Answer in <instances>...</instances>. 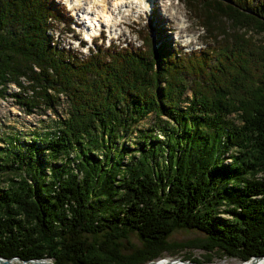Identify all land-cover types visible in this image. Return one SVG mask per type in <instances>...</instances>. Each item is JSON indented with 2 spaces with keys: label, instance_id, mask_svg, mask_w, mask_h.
Here are the masks:
<instances>
[{
  "label": "trees",
  "instance_id": "obj_1",
  "mask_svg": "<svg viewBox=\"0 0 264 264\" xmlns=\"http://www.w3.org/2000/svg\"><path fill=\"white\" fill-rule=\"evenodd\" d=\"M185 1L204 48L154 47L138 30L137 48L80 59L46 34L50 19L69 26L56 2L0 0V87L16 86L10 95L26 113L65 116L41 147L0 150V172L11 175L0 186L1 259L144 264L177 229L203 234L193 243L207 263L264 256V0ZM148 114L157 133L148 128L125 162L106 154L108 137ZM117 223L146 246L122 254L82 236L118 237Z\"/></svg>",
  "mask_w": 264,
  "mask_h": 264
},
{
  "label": "rangeland",
  "instance_id": "obj_2",
  "mask_svg": "<svg viewBox=\"0 0 264 264\" xmlns=\"http://www.w3.org/2000/svg\"><path fill=\"white\" fill-rule=\"evenodd\" d=\"M53 1L56 2L58 6H61L60 4L64 3V0ZM131 1H133L134 3H143L145 4V6L147 5V8L144 12L145 15L142 14L141 5L138 4H135V6H133L134 9L132 10L131 14L128 13L127 15H125V12H121L122 16L124 15V19H122L120 25L114 28L118 31V33L114 37L112 36V34H109L108 37L107 31H104L101 35H95L93 42L90 43V46L88 48L85 47V38L82 37V32H85L84 24H82V22L80 21L79 22L82 26L76 28L73 25L69 24V26H67L68 29H66L63 24H56L55 27V21H52L50 19L48 21L49 28L46 31V34L52 36L53 42L54 40L56 41V47L59 50L62 49L66 52L67 50H70L71 52L76 53L80 59L82 57L85 58L88 52L91 50H95L97 48H99L100 50H104L108 47V45L111 46L112 44L113 46H116L118 48H137L140 45V41L136 36L138 30L146 31L150 34L149 38L151 39L152 45H154V47H157L158 45H164L166 48L167 46H169L171 50L174 49L176 51H182L184 53L192 49L204 48L205 42L202 39V36L204 34L199 31V21L196 19L195 13L190 9V7L187 6L185 0H173L172 6L167 5L168 12L163 11L161 8L163 4L165 5L166 0H157L158 4L152 7L149 5L150 0H145L146 2L144 0ZM149 6L150 9L148 8ZM177 8H180V12H182V14L186 16V18L183 19V16L181 15L179 17L180 20L187 21L184 25L188 30H184L181 35H178V27H180L181 25L180 22L176 20V16L172 19L169 18V13H174ZM62 10L65 17H72L73 15H75L73 12L72 15V13H67L64 9ZM138 14L140 15L139 17ZM105 37H108L111 41L105 39ZM258 40L262 42H259ZM258 40L257 41L262 46H264V36L259 37ZM80 42L82 46L80 45ZM20 82L22 84L24 83L22 79H20ZM1 88L3 90V94L0 97V150L7 149L8 145L12 152H18L17 149L19 148L24 149V151L27 152L30 144H34V147H41L40 144L44 143V139L47 138L46 136L49 135L52 130L54 131L57 126H59V123L65 116L56 117L54 113L48 111V109L41 110L40 106H37V108H33V111H31V113H26L23 108H20L16 104H14L13 101L16 100V98H13L12 95H10L19 94V89L16 86L12 85V83H9L7 86L4 85L0 87V90ZM29 94L30 92H28V95ZM189 95L190 91L185 93V97H187V99L190 98ZM58 98L62 100L65 99L64 95H59ZM60 104L61 103H58L56 107H58ZM181 106L183 108L186 106V104H181ZM57 112L58 114L63 113L61 109L57 110ZM164 118L165 117H162L161 119L163 120ZM154 120L155 119L153 117V114H148L144 119L138 120V123L130 124V132L126 133L125 135L123 134L121 136H118V138L116 139L114 137H108L107 140H109L110 143H107L110 144V147H108L109 151H106V154L112 157H115L116 155H124V158L122 157V160L123 162L127 161L126 159L134 151L135 147L133 143H136L137 141L139 142L141 140L140 136L146 133V130L154 125ZM114 129L117 130V128ZM154 129L156 128L154 127ZM157 132L158 129H156V131L153 132L152 135ZM118 135H120V133ZM159 139H162V136H160ZM111 144L115 145L114 147H123L125 152H118L116 150L117 148H112ZM71 155L73 154L71 153ZM3 157V154L0 152V158ZM70 157L72 158L73 156ZM58 159L60 158L50 159L46 157L45 163L54 162L53 164H58L60 162V160ZM228 162L229 161L227 159H224L223 164H228ZM46 173H48L47 170H45L44 174L46 175ZM8 178H11L9 172H0V186H4ZM82 236L88 238L89 240H100L101 237H104L102 233L95 236H92L91 234H83ZM202 236V233L192 229H177L173 231L172 234L168 235L165 241L169 248L165 249L164 252L162 251V256L155 261L178 259L179 261L177 262H188L189 264H243L242 262H239L233 258H219L218 256L212 254L209 256L211 259L210 262H205V252L202 249H199L197 246H195L196 244L194 245L193 243V241L201 239ZM134 251L136 252L135 248ZM13 263H16V261Z\"/></svg>",
  "mask_w": 264,
  "mask_h": 264
},
{
  "label": "bare ground",
  "instance_id": "obj_3",
  "mask_svg": "<svg viewBox=\"0 0 264 264\" xmlns=\"http://www.w3.org/2000/svg\"><path fill=\"white\" fill-rule=\"evenodd\" d=\"M150 2L153 6H156V4H158L157 0H150ZM65 3L64 4L66 8L75 14L73 15L72 13L75 19L80 22L83 21L82 24H84L85 32H82V37L85 38V40L87 41L90 40L92 35H94L95 33H98V31H100L102 27L105 31H107L108 37H109V34L110 35L112 34V36L114 37L118 33V31L114 28L120 25V23L122 22V19H124V15L122 16L121 12H125V15H127L128 13L131 14L132 10L134 9L133 6H135V4H138V5H141V12L143 15H145L144 12H145V9L147 8V5L145 6V4L143 3H134L131 0H113V1L111 0H67L65 1ZM167 5L172 6L171 0H166L165 5L163 4L161 7L162 10L165 12L166 11L168 12ZM67 6L71 8L72 10L69 9ZM174 13L170 12L169 18L172 19L176 16L175 17L176 20H178L181 25L180 27H178V35H181L184 32V30L186 31L188 29L184 25L187 21L180 20L179 17L182 15L183 19H185L186 16L183 15L182 12H180V8H177ZM149 264H189V263L188 262H177V260L166 259V260H160L155 263H149ZM243 264H264V259L252 258L249 262L247 261V262H244Z\"/></svg>",
  "mask_w": 264,
  "mask_h": 264
},
{
  "label": "flooded vegetation",
  "instance_id": "obj_4",
  "mask_svg": "<svg viewBox=\"0 0 264 264\" xmlns=\"http://www.w3.org/2000/svg\"><path fill=\"white\" fill-rule=\"evenodd\" d=\"M114 215L112 214H109L107 216V220L105 222L102 223V225H107L109 226L110 225V221L108 218H113ZM118 217H123L121 214L118 216ZM113 223V222H112ZM117 229H120V235L118 237H113V236H110L108 235V233L106 231H103V232H100L104 235V237H101L100 240H90L92 243H97L99 245H104L103 247H112L114 249H118L120 250V252L122 254H131L134 251V248L135 250L137 249H142L146 246V242H148V238H143V237H140L138 232L134 230H125L124 228H121L123 226H121L120 223H117ZM119 226V227H118ZM115 227L114 226V223L113 225L110 227V228H113ZM109 229V228H108ZM99 233V234H100ZM97 235V234H96ZM129 237V238H128Z\"/></svg>",
  "mask_w": 264,
  "mask_h": 264
},
{
  "label": "water",
  "instance_id": "obj_5",
  "mask_svg": "<svg viewBox=\"0 0 264 264\" xmlns=\"http://www.w3.org/2000/svg\"><path fill=\"white\" fill-rule=\"evenodd\" d=\"M254 259H256V258H262V259H264V256H255V257H253ZM252 259V258H251ZM177 261H179L178 259H176ZM18 262V259L17 258H12V259H10V260H6V259H1L0 258V264H13V262ZM155 262H157V261H152V262H149V263H155ZM28 263L29 264H36V263H38V264H51L50 262H49V260L48 259H41V260H29L28 261ZM148 262H146V263H144V264H147ZM148 263V264H149ZM20 264H25V262H21Z\"/></svg>",
  "mask_w": 264,
  "mask_h": 264
}]
</instances>
